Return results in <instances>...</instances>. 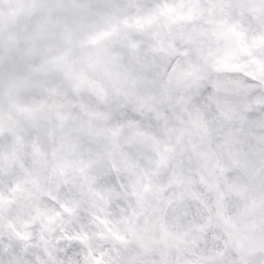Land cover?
Here are the masks:
<instances>
[{"label":"clouds","instance_id":"clouds-1","mask_svg":"<svg viewBox=\"0 0 264 264\" xmlns=\"http://www.w3.org/2000/svg\"><path fill=\"white\" fill-rule=\"evenodd\" d=\"M229 248L264 264V0H0V264Z\"/></svg>","mask_w":264,"mask_h":264},{"label":"snow or ice","instance_id":"snow-or-ice-1","mask_svg":"<svg viewBox=\"0 0 264 264\" xmlns=\"http://www.w3.org/2000/svg\"><path fill=\"white\" fill-rule=\"evenodd\" d=\"M225 240L227 242L228 238L225 237ZM237 251H233L231 248L228 249V254L231 256L232 258V264H253V261L251 260H246L244 259V257H237Z\"/></svg>","mask_w":264,"mask_h":264}]
</instances>
